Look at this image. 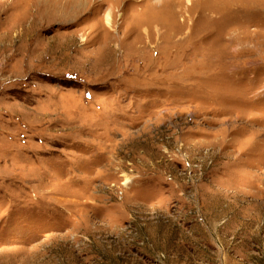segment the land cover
I'll return each instance as SVG.
<instances>
[{
    "label": "rangeland",
    "instance_id": "374dc122",
    "mask_svg": "<svg viewBox=\"0 0 264 264\" xmlns=\"http://www.w3.org/2000/svg\"><path fill=\"white\" fill-rule=\"evenodd\" d=\"M0 264H264V0H0Z\"/></svg>",
    "mask_w": 264,
    "mask_h": 264
},
{
    "label": "bare ground",
    "instance_id": "6f19581e",
    "mask_svg": "<svg viewBox=\"0 0 264 264\" xmlns=\"http://www.w3.org/2000/svg\"><path fill=\"white\" fill-rule=\"evenodd\" d=\"M108 19V18H107ZM108 21H109V19H108Z\"/></svg>",
    "mask_w": 264,
    "mask_h": 264
}]
</instances>
